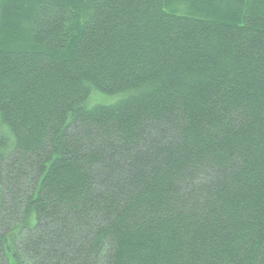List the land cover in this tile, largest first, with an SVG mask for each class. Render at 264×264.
I'll return each mask as SVG.
<instances>
[{
  "label": "trees",
  "instance_id": "16d2710c",
  "mask_svg": "<svg viewBox=\"0 0 264 264\" xmlns=\"http://www.w3.org/2000/svg\"><path fill=\"white\" fill-rule=\"evenodd\" d=\"M0 264H264V0H0Z\"/></svg>",
  "mask_w": 264,
  "mask_h": 264
},
{
  "label": "rangeland",
  "instance_id": "374dc122",
  "mask_svg": "<svg viewBox=\"0 0 264 264\" xmlns=\"http://www.w3.org/2000/svg\"><path fill=\"white\" fill-rule=\"evenodd\" d=\"M112 100H113V98H110V99H109V101H112Z\"/></svg>",
  "mask_w": 264,
  "mask_h": 264
}]
</instances>
